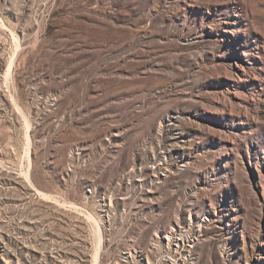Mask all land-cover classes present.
Returning <instances> with one entry per match:
<instances>
[{
	"label": "rangeland",
	"instance_id": "374dc122",
	"mask_svg": "<svg viewBox=\"0 0 264 264\" xmlns=\"http://www.w3.org/2000/svg\"><path fill=\"white\" fill-rule=\"evenodd\" d=\"M0 264H264V0H0Z\"/></svg>",
	"mask_w": 264,
	"mask_h": 264
}]
</instances>
